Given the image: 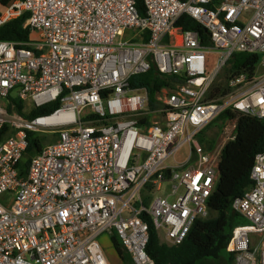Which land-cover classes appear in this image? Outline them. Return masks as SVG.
Returning <instances> with one entry per match:
<instances>
[{"label":"built area","instance_id":"2783aa9c","mask_svg":"<svg viewBox=\"0 0 264 264\" xmlns=\"http://www.w3.org/2000/svg\"><path fill=\"white\" fill-rule=\"evenodd\" d=\"M144 7L141 15L135 0H12L0 12V26L26 14L30 30L23 44L0 40V264H108L105 233L133 264H155L142 215L170 245L207 216L236 119L221 122L224 139L213 149L201 142L203 130L225 109L264 118V0ZM183 16L206 37L178 24ZM239 52L259 54L253 73H229L226 91L215 93ZM151 67L175 78L154 91L155 107L144 87L129 84ZM12 99L31 108L19 112ZM54 102L51 113L26 115ZM28 132L56 141L21 168ZM249 177L232 202L242 220L226 249L237 264H264V152Z\"/></svg>","mask_w":264,"mask_h":264},{"label":"trees","instance_id":"16d2710c","mask_svg":"<svg viewBox=\"0 0 264 264\" xmlns=\"http://www.w3.org/2000/svg\"><path fill=\"white\" fill-rule=\"evenodd\" d=\"M10 1L12 0H0V4L5 7ZM135 2L139 13L144 15V0H135ZM26 18L27 15L23 14L0 26V40H9L21 44L29 41L30 30L24 26ZM178 24L182 25L184 29L198 31L201 38L206 37L204 28L189 16H183ZM259 59L260 56L256 53H235L224 68V75L226 77L231 72L237 74L243 71L252 74ZM174 80V77L159 74L154 67H151L144 73L133 75L129 79V84L132 88L144 87L147 90L150 104L155 107L154 91ZM225 91L226 89L221 82L214 88L215 93ZM12 101L18 111L22 112L23 103L15 99ZM57 106L58 102H54L32 109L26 115L31 117L38 114H48ZM226 117L236 119L235 138L227 141L222 147L218 163V178L211 195L207 199V216L195 219L184 239L180 243L170 245L160 240L152 219L146 214L142 215L149 225L146 251L155 264H203L206 259L220 258L222 252L226 251L233 227L242 220L241 218V220L235 221V215L238 216V214L232 208V202L235 198L241 197L251 183L249 173L255 155L264 152V118L225 109L206 128L215 126L217 123L220 128L221 122ZM140 121L143 122L144 120L141 119ZM204 131L201 135V142L210 148L214 143V136L207 138ZM41 147V141L32 132H28V146L23 159L20 161L21 168L27 167L30 158L38 153ZM110 239L120 260H125L126 264H133L129 253L122 247L117 236L113 234ZM227 253L230 258L234 257L233 252L227 251Z\"/></svg>","mask_w":264,"mask_h":264},{"label":"rangeland","instance_id":"374dc122","mask_svg":"<svg viewBox=\"0 0 264 264\" xmlns=\"http://www.w3.org/2000/svg\"><path fill=\"white\" fill-rule=\"evenodd\" d=\"M3 6L0 4V11L3 10ZM259 71H261V67L258 68ZM224 71V70H223ZM225 71L222 72V75L219 77V82H221L222 84H224L225 82V75H224ZM13 95L15 94V92L12 93ZM13 97V96H11ZM14 98V97H13ZM1 101H3V99L0 98ZM25 105V107L27 108H31V102L30 101H24L23 103ZM218 124V123H217ZM215 126H211L208 128H205L203 131L205 133V137H211L214 136V143L212 144V146L210 148H214L216 147L218 144H220L222 142V140L224 139V135H222L221 133V126L222 124H220V128L218 127V125ZM33 135L38 138L41 143H50V142H54L56 141V136L54 134H42L39 132H33ZM209 148V149H210ZM239 221L241 220V217L238 215H235V221ZM158 237L160 238L161 241H163V231L159 230L157 231ZM249 238L251 241V247L250 250L254 252L255 256L258 257V246H259V238L258 235L256 233H249ZM102 249L104 251V255L106 257L107 263L108 264H126L125 260H120V258L118 257V255L115 252V249L111 243V239L110 236L108 234H102L99 238ZM203 264H237L235 261V258H230V256L227 253V249L226 251H223L221 254L220 258L217 259H213V258H209L206 259Z\"/></svg>","mask_w":264,"mask_h":264}]
</instances>
